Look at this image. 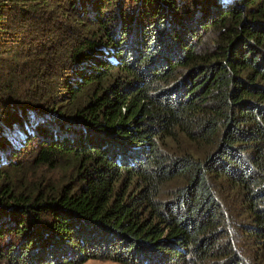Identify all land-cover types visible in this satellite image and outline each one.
<instances>
[{"label": "trees", "instance_id": "16d2710c", "mask_svg": "<svg viewBox=\"0 0 264 264\" xmlns=\"http://www.w3.org/2000/svg\"><path fill=\"white\" fill-rule=\"evenodd\" d=\"M89 259L264 264V0H0V264Z\"/></svg>", "mask_w": 264, "mask_h": 264}, {"label": "rangeland", "instance_id": "374dc122", "mask_svg": "<svg viewBox=\"0 0 264 264\" xmlns=\"http://www.w3.org/2000/svg\"><path fill=\"white\" fill-rule=\"evenodd\" d=\"M68 172L70 173V170ZM60 173H61V170H59L58 172L57 170L52 172V174H54L55 177L60 176ZM173 188L174 187L163 189V191H161V197H165L166 195H169L170 193L169 191ZM81 264H125V263H119V262H114L111 260H104V259H89Z\"/></svg>", "mask_w": 264, "mask_h": 264}]
</instances>
